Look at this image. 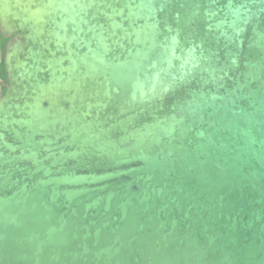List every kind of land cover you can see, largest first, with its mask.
I'll return each mask as SVG.
<instances>
[{
    "label": "water",
    "instance_id": "1",
    "mask_svg": "<svg viewBox=\"0 0 264 264\" xmlns=\"http://www.w3.org/2000/svg\"><path fill=\"white\" fill-rule=\"evenodd\" d=\"M0 36V264H264V0H0Z\"/></svg>",
    "mask_w": 264,
    "mask_h": 264
},
{
    "label": "flooded vegetation",
    "instance_id": "2",
    "mask_svg": "<svg viewBox=\"0 0 264 264\" xmlns=\"http://www.w3.org/2000/svg\"><path fill=\"white\" fill-rule=\"evenodd\" d=\"M6 42H7V39H5L2 36H0V49H1L2 52L4 50V47H5ZM0 68H2V70H3V76H4L3 78L0 77V80L6 81V76H5V70H4L3 62L0 63ZM1 92L3 93L4 90L2 89Z\"/></svg>",
    "mask_w": 264,
    "mask_h": 264
},
{
    "label": "trees",
    "instance_id": "3",
    "mask_svg": "<svg viewBox=\"0 0 264 264\" xmlns=\"http://www.w3.org/2000/svg\"><path fill=\"white\" fill-rule=\"evenodd\" d=\"M0 77H2V78L4 77L2 68H0Z\"/></svg>",
    "mask_w": 264,
    "mask_h": 264
}]
</instances>
